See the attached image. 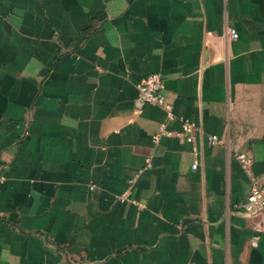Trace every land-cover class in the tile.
<instances>
[{"label": "crops", "instance_id": "1", "mask_svg": "<svg viewBox=\"0 0 264 264\" xmlns=\"http://www.w3.org/2000/svg\"><path fill=\"white\" fill-rule=\"evenodd\" d=\"M236 152L264 178V0H0V264H264Z\"/></svg>", "mask_w": 264, "mask_h": 264}, {"label": "built area", "instance_id": "2", "mask_svg": "<svg viewBox=\"0 0 264 264\" xmlns=\"http://www.w3.org/2000/svg\"><path fill=\"white\" fill-rule=\"evenodd\" d=\"M228 36L231 38L236 37V33L233 29H228ZM161 77L159 73H148L142 78L136 85V100L140 104H149L162 106L164 105V97L162 94ZM165 116L170 117L169 106H166ZM194 124L186 119L180 120L181 135L183 140L190 142L192 139ZM162 126L156 134L152 136V140H155L158 135H168ZM208 142L211 144H221L222 140L214 135L208 137ZM233 158L237 161L241 171L247 177V191L243 203L240 205L239 212L244 216H252L264 212V178L257 177L252 170L251 157L243 152L233 153ZM150 166L148 159H145V167ZM191 169L196 168V163L190 164ZM125 198V193L119 196V199Z\"/></svg>", "mask_w": 264, "mask_h": 264}]
</instances>
